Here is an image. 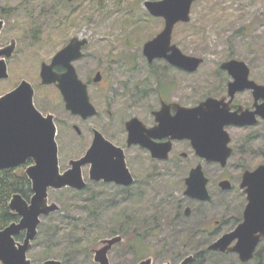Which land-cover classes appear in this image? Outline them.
I'll list each match as a JSON object with an SVG mask.
<instances>
[{
	"label": "rangeland",
	"instance_id": "1",
	"mask_svg": "<svg viewBox=\"0 0 264 264\" xmlns=\"http://www.w3.org/2000/svg\"><path fill=\"white\" fill-rule=\"evenodd\" d=\"M146 1L162 0H0V20L5 23L0 49L15 44L14 55L7 60L10 77L0 81V97L25 80L37 88L36 108L43 115L52 114L56 119L61 172L85 151L84 138L78 136L74 125L83 130L89 126L112 129L105 112L113 111V119L117 122L131 116V105L127 103L131 98L125 95L123 99L117 97L122 93L121 83L125 80H128V83L124 82L126 85L131 83L129 79L134 81L127 88H130L129 93L146 91L150 86L156 87L160 81L161 87H177L170 96L185 98L187 105L195 104L223 84L225 78L221 65L239 60L245 62L252 71V77L264 85V0H197L193 4L191 21L175 27L173 44L184 54L205 60L194 74L178 72L172 67L165 70L170 67L165 61L156 62L153 68L157 74L152 73V64L144 55V47L162 33L165 21L149 14ZM139 17H142V22L137 21ZM74 37L89 42L86 58L76 63L82 77L86 79L102 70L107 72L109 81L108 90L104 89V84L101 87L90 86L92 102L101 116L87 123L65 109L57 88L40 84L42 65L50 64L55 54ZM118 54L121 56H116ZM121 57L120 64L124 70L131 69L133 65L131 71L135 73L131 77L111 62V59ZM153 74L160 78L154 80ZM110 87L115 91L113 95L109 94ZM136 95L138 93L133 97ZM240 98L244 104H249L251 99L247 94ZM234 134L236 147L241 150L231 158L226 169L201 160L210 178L211 202H193L185 196L184 177L195 163H199V158L188 146L185 152L189 158L181 160L179 166L166 169V176H154L152 189L146 198L117 200L112 197L117 190L101 185L92 186L86 193L51 189L49 202L58 204L61 211L42 218L29 259L33 264H44L51 259L63 264H99L95 261L96 251L107 245L104 243L106 240L114 237H122V242L108 252L110 264H140L148 259L152 264H179L187 257L196 258L202 250L211 252L209 246L220 239L218 230L212 229L211 225L226 220L229 224L224 230L226 235L240 223L247 205L240 179L246 170H254L264 164V122L246 132L234 130ZM244 147L245 152L242 150ZM31 164L24 166V171ZM224 178L234 180L235 186L231 191L222 192L218 186ZM186 208L193 211L190 217L185 215ZM93 209H97L98 216H91L89 211ZM67 214L83 220L80 230L73 231L70 227L67 231L81 239V245L75 252L69 250L67 240L59 238L48 243L44 235L45 230L54 224L68 228L71 221L66 220ZM160 216L161 223V220L157 221ZM72 223L78 224V220ZM159 223L158 231L145 235L139 246L138 234L135 233L154 230ZM24 238L25 233L21 241ZM138 246L148 248V253L145 248L143 255L138 256ZM217 253L216 257L208 256L210 261L204 264H264V240L256 251L260 258L247 263H243L236 254Z\"/></svg>",
	"mask_w": 264,
	"mask_h": 264
},
{
	"label": "water",
	"instance_id": "2",
	"mask_svg": "<svg viewBox=\"0 0 264 264\" xmlns=\"http://www.w3.org/2000/svg\"><path fill=\"white\" fill-rule=\"evenodd\" d=\"M196 1H146L145 7L149 14L165 21L162 33L145 44L144 55L150 64L156 59H165L172 66L195 73L204 63L202 58L188 56L173 44L175 27L180 23L191 21L192 7ZM4 25V21L0 20V37ZM87 43L86 39L73 38L68 46L56 54L51 64L44 63L41 68L43 85L58 84L67 111L84 119L95 116L97 110L90 101L87 87L78 79L72 63L82 58L81 51ZM14 51L15 44L0 49V81L10 77L7 59L12 58ZM57 66H63L66 72L56 73ZM222 69L236 79L230 84L232 96L246 89L254 91L256 111L239 116L237 113L221 109V101L209 98L198 107L182 109L181 127L173 138L191 140L199 157L226 166L232 149L229 147L231 139L225 126H254L258 123L257 117L264 119V85L249 80L250 68L243 61L225 62L222 64ZM34 95L32 84L25 80L16 89L0 97V171L15 169L32 162L33 164L27 167L26 175L32 183L34 193L30 201L17 194L10 202V209L20 216V220L5 229H0V261L3 264H33L28 258V253L38 236L42 218L61 210L58 204L49 202V190L72 188L83 191L87 186L82 172L86 163H92L94 180L105 179L127 185L132 183V179L123 182L118 178V164L111 165L104 159H97L100 151L105 150L104 146L106 151L108 153L111 151L114 156L118 155L120 150L99 133L90 153L72 161L71 169L62 174L54 118L51 115L44 116L36 108ZM260 100H263L262 104L258 103ZM138 122L134 120L128 124L130 141L143 144L145 133L134 127V123ZM147 133L152 134L151 131ZM143 145L148 147L147 144ZM123 170L127 171L124 163ZM208 184L209 179L204 173L203 166L199 165L186 179L185 195L193 200L209 202L211 195ZM221 187L228 190L230 184L224 182L221 183ZM242 189H246L245 193L249 201L244 213V222L234 231L222 236L208 249L213 252L237 254L243 263H247L254 258L264 237V165L244 175ZM190 214L191 208H187L186 215ZM23 233H25L24 240L18 241L17 237ZM120 242H122L121 237L106 240L104 243L107 245L96 251L95 261L99 264H110L108 252ZM194 259V256H190L179 264H192ZM44 264H62V262L51 259ZM140 264H152V260L148 259Z\"/></svg>",
	"mask_w": 264,
	"mask_h": 264
},
{
	"label": "flooded vegetation",
	"instance_id": "3",
	"mask_svg": "<svg viewBox=\"0 0 264 264\" xmlns=\"http://www.w3.org/2000/svg\"><path fill=\"white\" fill-rule=\"evenodd\" d=\"M74 38H78V37H74ZM80 40H85V39H80ZM69 43L66 44L64 46V48L66 46H68ZM88 44H89V42L82 48V51H81L82 55H83L82 58L74 61L72 64L76 70V74L78 76V79L82 82V84L84 86L87 87V91H88L90 101L93 104L92 99H91V95H90V86L98 85L101 87V85L104 84V89L108 90L109 87L107 88V86L109 84V81H108V77H107V72H105V71L98 70L97 72H95V74L93 76H91V74H90L89 77H87L85 79L81 75V70L79 71L76 68V63L79 61H82L83 59L86 58L85 51L87 50ZM55 56H56V54H55ZM116 56H121V55L118 54ZM54 57H53V59H54ZM123 57H121L119 59H117V58L111 59V62L115 63V66L117 67V69L124 71L126 76L131 77V75H133L135 73V72L131 71V69L133 68V65L131 64V69L124 70V67L121 66V64H120V63H122ZM53 59H52V61H53ZM52 61H51V63H52ZM160 61H165L170 65V67L169 68L167 67L165 70H168L172 67L174 70H177L178 72L194 74V73L187 72V71H185L179 67L172 66L165 59H156L152 63V65H150L152 73L157 74V72L155 71V69L153 67H155L156 62H160ZM204 62H205V60H204ZM198 70L196 72H198ZM130 71H131V74H130ZM55 72L58 74H63L66 72V69L63 66H57V67H55ZM221 73L223 74V76L225 78V80L223 81V84L221 86L217 87V89H215L206 99H204V100L201 99L199 102H196L195 104H189V105L186 104L185 98L169 95L172 92H174L177 89V87H173V86H162L161 87L162 82H160V81H158L156 83L157 88L150 86L146 91H142V90L135 91V92L131 91V93H129L130 88L128 89L129 91L127 90V88L129 87L130 84L132 85L134 83V81L132 82L133 79H129L131 81V83H129L128 85L124 84V82L128 83L127 82L128 80H125L123 83H121V84H123L122 88H121L122 93H121V95H118L117 97L120 99H123V95H125V96H127V97L129 96L131 98V102H127V103H130L129 105H131V116L127 117L126 119L121 118L117 122L116 119L114 121L113 111L110 110V111H107L105 113H107V115H108L107 120L109 122V126H113L112 129L109 128L108 126H102V127L101 126H98V127L97 126H92V127L89 126V127L84 128V130L81 129V127L78 125H74L73 127H74V130L77 132L78 136L84 138V141H85V151H84V154L79 159L87 156L88 153H90L94 143L98 139L97 133H99L100 135H102V137L106 141H108L110 144H112L113 146L117 147L120 150H119V154L114 156L111 151L108 153L106 151L105 146H104L103 148L105 150L100 151L99 155H97V159L98 160L104 159L106 163L109 162L111 165L118 164L119 165V170H118L119 177L118 178L120 180H122L123 182L129 181V179H132V183L127 185L126 183H118L116 181H106L105 179H102L100 181L94 180V179H92V163L88 162L82 168L83 177H84V180L87 184L84 191L91 189L92 186H94V185L95 186L101 185L103 187L111 188V190L112 189L117 190L116 194H112V196H114L117 200H119V199L121 200V198L133 199L135 197H138L140 192L142 193V195L147 196L148 192L151 191V189H152L154 176H157V177L158 176H166L168 174L166 169L170 168V166H175V167L179 166V164L181 163V160L189 158V154L185 152V148L187 146L191 149V151L195 154V156H197L199 158V163H197V164L195 163L194 164L195 166H193V168H191V171L194 168L198 167L199 165H202L201 160L205 161L207 164H216V165L220 166L222 169H226L231 158H233L241 150L240 147H236L237 146V139L235 137L234 130L246 132L247 130H249L251 128H254V127L261 125L264 122V119H262L261 117H257L258 123L254 126H235V125H229V126L226 125L225 126V130L228 132L230 139H231L229 147L232 149V154H231L230 158L228 159L226 166H223L221 163L210 162V161L204 160L201 157H199L197 155L194 147H193L191 140L173 138V135L176 134L180 130V127H181V116H180V114H181L182 109L183 108L198 107L203 102L207 101L209 98H214L218 101H221V106H220L221 109L228 110L230 113H237L239 116L243 115L246 112L256 111V103L257 102H256V98L254 96V91L251 89H246L244 91H238L232 96L231 92H230V84L234 83L236 81V79L232 75H230L228 71L223 70L222 65H221ZM152 76H153L154 80H157L158 77L160 78L159 75L156 76L155 74H153ZM40 78H41V72H40ZM249 80L254 81V82L262 85L261 83H259L258 81H256L252 77L251 69H250ZM40 84H41V86H44V87L50 86V87L57 88L58 92L60 93V95L62 97V100L65 104V109H66V103L64 100V96H63L61 90L59 89L58 84L43 85L42 78L40 80ZM33 88L35 90V97H34V101H35V99L37 97L36 96V94H37L36 89L37 88L34 86H33ZM155 88H156V90H155ZM114 92L115 91L110 87L109 94L113 95ZM134 93H136V94L138 93V95L133 97ZM154 94H157L158 96H153ZM245 94H247L249 96V98H251L250 100H248L249 104H247V103L244 104V102H242V99L240 98L242 95H245ZM122 103H125V102L122 101ZM258 103L262 104L263 100H260ZM94 107L97 110V114L95 116L89 117L87 119H84L80 115H74L71 112H69V111L68 112L71 115L75 116L76 118H79L83 122L87 123V122H91L92 120L97 119L101 116L98 108L95 105H94ZM49 115L53 116L54 122L56 123V119H55L54 115L47 114L44 116H49ZM134 120L139 121L138 123H134V127L137 130L140 129L141 132L145 133L142 141H143V144H147L148 147H145L142 143H134V142L130 141V130H129L128 124ZM113 121H114V123H113ZM147 131H151L152 134L149 135L147 133ZM58 136H59V132L57 130L56 140H57L58 147H59ZM168 149H169V152H168ZM242 150L245 152V147L242 148ZM59 153H60V148H59ZM79 159H74V160H79ZM74 160L70 161L69 168H67L64 172L71 169V167H72L71 162ZM123 163L125 164L127 171L123 170ZM262 165H264V164H261L260 166H262ZM121 166H122V169H120ZM155 168H157V170H155ZM203 170H204V167H203ZM255 170H256V168L254 170H246L242 177L244 178V175L247 172H254ZM191 171L189 172L188 175L186 174V176L184 177L185 185H186V179L190 176ZM64 172H62V173H64ZM204 173H205L206 177L209 179V184H210V178L206 174L205 170H204ZM243 178L240 179V182L242 181V183H243ZM224 182H229L230 189L224 190L221 187V183H224ZM242 183H241V189H242ZM209 184H208V190H209V193L211 195V201H212V194H211L210 189H209ZM218 184H219L218 186L221 188L222 192L223 191L224 192L231 191L235 186L234 180L232 181L230 178H224V179L220 180L218 182ZM66 189L78 191V190H75L72 188H66ZM245 190L246 189H242V192L245 195L246 203H247V205L245 206V210H246V208L249 204V201H248V195L245 193ZM107 195H109V194H107ZM187 198H189V197H187ZM189 199L193 202L205 203V202L200 201V200H193L191 198H189ZM186 210H187V208L185 209V215H186ZM245 210H244V213H245ZM192 212L193 211L191 209V214L189 216H187V215L186 216L190 217L192 215ZM244 213H243V216L241 217L243 219L240 220V223H238L235 228H233L232 230L230 229L225 234H228V233L234 231L235 229H237V227L240 224H242L244 222ZM228 225L229 224L226 223V220H224V221H220V222L218 221L215 224H212L211 227L214 230H218L217 235H220V238H221L222 236H224V230ZM263 240H264V237L262 238L261 243L263 242Z\"/></svg>",
	"mask_w": 264,
	"mask_h": 264
},
{
	"label": "trees",
	"instance_id": "4",
	"mask_svg": "<svg viewBox=\"0 0 264 264\" xmlns=\"http://www.w3.org/2000/svg\"><path fill=\"white\" fill-rule=\"evenodd\" d=\"M97 5L101 6V4H97ZM131 14H132V17H135L133 13ZM140 19H142V17L141 18L139 17L137 21L142 22ZM66 190L79 193L77 191H73L70 189H66ZM86 192L87 191H82V193H86ZM17 194L21 195L27 201H29L31 197L34 195L33 190H32V183L24 171V166H21L15 169L0 171V229H5L6 227L10 226L12 223L18 222L20 220V216L17 215L15 212H13L9 207L12 198L14 197V195H17ZM93 195H96V194H93ZM139 196L146 198V195H142L141 192L139 193L138 197ZM112 197L115 198L114 196ZM134 199L135 198H133V200ZM130 200L132 201V199ZM57 213L59 212H56L51 215H55ZM89 213L91 214V216L99 215L97 212V209H93L92 211H89ZM66 220L71 221V222H68V228L65 227L63 224H58V225L54 224L51 226V228L48 227L47 230H45L44 235L48 243L58 240L59 238L62 240H67L68 244H70L69 250L75 252L76 250H78L79 246L81 245V239L75 237L74 233L73 235L68 234L67 231L70 227H72L73 231H76L78 229L80 230L82 228L81 226L83 225V220L77 219L76 216L70 215V214H67ZM76 220H78V224L72 223L73 221H76ZM157 221H160L161 223L162 217L161 216L158 217ZM160 223L155 227L154 230L150 229L147 232H142V234L138 232L135 233V235L138 234V236L136 237H137V241L139 242V246L140 244H142V239L144 238L145 235L148 236L158 231L160 227ZM23 237H24V234L18 236L17 240L21 241ZM145 248L146 247H142V248L139 247V249L137 250V255L138 256L143 255L141 253L145 251ZM146 252L148 253V248H146ZM218 255L219 254L217 252H208L207 250H202L196 254V258L192 264H204L205 262L210 261L207 258L208 256L210 258H213ZM258 257L260 258L259 253L256 254L255 258H258ZM0 264H3V263L0 261Z\"/></svg>",
	"mask_w": 264,
	"mask_h": 264
}]
</instances>
